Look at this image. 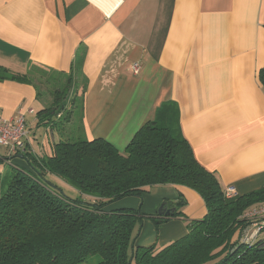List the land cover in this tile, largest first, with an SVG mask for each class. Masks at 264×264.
Masks as SVG:
<instances>
[{
    "label": "crops",
    "instance_id": "0c3cea01",
    "mask_svg": "<svg viewBox=\"0 0 264 264\" xmlns=\"http://www.w3.org/2000/svg\"><path fill=\"white\" fill-rule=\"evenodd\" d=\"M0 66L27 78L0 81V117L21 111L29 130L26 150L0 154L3 165L28 170L22 155L52 154L59 116L45 125L37 113L69 82L67 100L81 102L75 139H103L123 152L144 124L173 108L194 158L223 191L264 188V0H0ZM180 193L184 218L159 226L145 219L135 243L163 246L187 234L186 220L205 216L198 193L156 186L142 201L109 209L158 217Z\"/></svg>",
    "mask_w": 264,
    "mask_h": 264
},
{
    "label": "trees",
    "instance_id": "16d2710c",
    "mask_svg": "<svg viewBox=\"0 0 264 264\" xmlns=\"http://www.w3.org/2000/svg\"><path fill=\"white\" fill-rule=\"evenodd\" d=\"M258 79L264 87V66ZM5 80L27 82L0 66ZM55 90L51 106L37 113L38 124L70 119L73 111L64 113L69 82ZM71 104L80 111V101ZM165 113L163 121L156 116L144 124L123 152L103 139H75L55 142L49 157L22 155L28 170L13 166L10 176H0V264H264V240L239 241L250 225L241 216L264 203V188L226 199L215 174L194 158L174 109ZM58 180L80 197L65 196ZM167 185L198 193L205 216L186 220L187 234L176 241L136 246L145 219L159 226L184 218L183 195L167 201L174 209L168 217L109 207L129 197L142 201L152 187Z\"/></svg>",
    "mask_w": 264,
    "mask_h": 264
},
{
    "label": "built area",
    "instance_id": "2783aa9c",
    "mask_svg": "<svg viewBox=\"0 0 264 264\" xmlns=\"http://www.w3.org/2000/svg\"><path fill=\"white\" fill-rule=\"evenodd\" d=\"M131 70L134 75L140 71L138 63L131 65ZM29 140V130L25 126L24 116L21 111L16 113V116L10 120H5L0 117V146L8 151V156L12 157L16 153L26 150ZM226 199H232L236 196L234 187H227L223 191ZM241 219L250 223L240 232V243L253 244L257 241L261 232H264V203L251 207L241 216ZM249 227H251L249 229ZM252 229L250 236L245 234Z\"/></svg>",
    "mask_w": 264,
    "mask_h": 264
},
{
    "label": "rangeland",
    "instance_id": "374dc122",
    "mask_svg": "<svg viewBox=\"0 0 264 264\" xmlns=\"http://www.w3.org/2000/svg\"><path fill=\"white\" fill-rule=\"evenodd\" d=\"M66 107H68V111H64L65 113V116H66V113L68 114L69 113V108L70 110L74 111L75 113V116H74V120H75V125L73 124V117L71 116V113H70V122H71V125L72 126H68L65 122V119H63L62 121H58L57 119L55 120V127H54V132L55 134L57 135V140L56 141H60L59 139V136L57 133L60 134V132L64 133V136H65V139L67 141H74L75 140V135H76V132L78 130V128L80 127V123H81V115H80V111H76L75 109H71L72 107V104H71V101L69 102H66ZM78 125V126H77ZM47 127V126H46ZM45 126H38V128H40V132L42 133L44 131V129H46ZM8 154V151L6 148L4 147H1L0 146V154L3 155V154ZM12 169L10 167V165L8 164H4L3 165V162L0 161V176L2 175H5V174H8L7 176H10L11 175V172ZM9 181V177L7 178V180L5 181L4 185ZM61 180H58V181H55V184L60 188L61 192L69 197V198H79L80 195L79 193L74 190L72 187L66 185L65 183H63L62 181L60 182ZM66 185V186H65ZM158 210H159V207L158 209L156 210V213L158 214ZM251 227H249L250 229ZM252 233V229L248 232H246L245 234H247L248 236H250ZM258 240H264V232H261L260 235L258 236L257 238V241Z\"/></svg>",
    "mask_w": 264,
    "mask_h": 264
},
{
    "label": "water",
    "instance_id": "95a60500",
    "mask_svg": "<svg viewBox=\"0 0 264 264\" xmlns=\"http://www.w3.org/2000/svg\"><path fill=\"white\" fill-rule=\"evenodd\" d=\"M173 206L168 203H162L158 210V217H168L172 214Z\"/></svg>",
    "mask_w": 264,
    "mask_h": 264
}]
</instances>
